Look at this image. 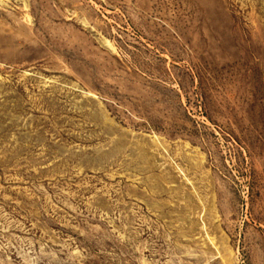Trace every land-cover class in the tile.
I'll return each mask as SVG.
<instances>
[{
    "label": "rangeland",
    "instance_id": "obj_1",
    "mask_svg": "<svg viewBox=\"0 0 264 264\" xmlns=\"http://www.w3.org/2000/svg\"><path fill=\"white\" fill-rule=\"evenodd\" d=\"M25 1L0 0V264H264V0Z\"/></svg>",
    "mask_w": 264,
    "mask_h": 264
},
{
    "label": "bare ground",
    "instance_id": "obj_2",
    "mask_svg": "<svg viewBox=\"0 0 264 264\" xmlns=\"http://www.w3.org/2000/svg\"><path fill=\"white\" fill-rule=\"evenodd\" d=\"M16 1H20V2H24V3H26V1L25 0H16ZM3 17V16H2ZM96 114L101 118V119H103L104 120V123H106L107 121H108V119H107V117H106V114H105V112H104V110L102 109V108H97V110H96ZM145 229V228H144ZM183 234V233H182ZM158 243V242H157ZM148 258V257H147ZM156 258V257H155Z\"/></svg>",
    "mask_w": 264,
    "mask_h": 264
},
{
    "label": "water",
    "instance_id": "obj_3",
    "mask_svg": "<svg viewBox=\"0 0 264 264\" xmlns=\"http://www.w3.org/2000/svg\"><path fill=\"white\" fill-rule=\"evenodd\" d=\"M126 157L130 158L131 155H130V154H127ZM127 170H129V171H135L136 169H135V168H132V167H130V166H128V167H127Z\"/></svg>",
    "mask_w": 264,
    "mask_h": 264
}]
</instances>
